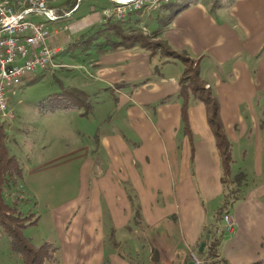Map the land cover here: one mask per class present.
I'll list each match as a JSON object with an SVG mask.
<instances>
[{
    "label": "crops",
    "instance_id": "1",
    "mask_svg": "<svg viewBox=\"0 0 264 264\" xmlns=\"http://www.w3.org/2000/svg\"><path fill=\"white\" fill-rule=\"evenodd\" d=\"M154 31L197 59L219 102L231 166L246 174L244 197L230 211L237 225L221 257L264 264V0L189 1ZM61 36L56 68L79 73L63 69L62 78L55 68L60 88L41 99L72 87L85 100L40 107L39 115L51 120L41 128L42 146L53 137L58 149L30 164L24 152L19 194L33 197L37 217L49 223L61 264H187L225 187L206 105L189 96L182 111L183 61L139 42L92 46L77 60L72 39ZM64 118L73 123L68 136L58 125ZM134 236L137 259L117 250Z\"/></svg>",
    "mask_w": 264,
    "mask_h": 264
},
{
    "label": "trees",
    "instance_id": "2",
    "mask_svg": "<svg viewBox=\"0 0 264 264\" xmlns=\"http://www.w3.org/2000/svg\"><path fill=\"white\" fill-rule=\"evenodd\" d=\"M74 6L77 0H66ZM170 2L165 4L168 7ZM187 3H182L174 9L169 15H172ZM166 20V18H165ZM109 27H117L115 20L104 22ZM118 32V31H117ZM157 35V32L154 31ZM141 43L151 51L160 49L166 56L180 58L184 67L181 72L179 82V95L182 96L183 114L188 105L189 96L195 100L203 101L207 109V119L213 130L217 147L219 149L223 164V183L224 193L221 205L214 211V219L211 225L205 227V231L209 232V238L202 250H197V254L202 257L201 264H232L225 258L221 257V245L226 237L223 228V215L230 212L235 203L241 200L245 194L246 174L241 169H233L231 166L233 157L231 153V143L228 139L220 117L219 102L212 89L206 85V82L199 73L197 59L187 55L186 53L171 48L165 41L156 39L151 41L148 36L143 33H120L118 39L111 40L105 45L115 47L119 44L131 46L135 43ZM63 95L52 93L41 99L39 106L44 108H68L78 100H85L83 91L76 88H66L62 91ZM62 97H61V96ZM86 104V103H85ZM76 105V104H75ZM73 107V106H71ZM4 120L0 117V233L6 234L8 239L9 250L20 258V264H61L59 246L45 240L39 245L32 243L31 239L25 235L23 229L36 220L32 217L30 208L24 210L21 203H25L30 199L20 195V191L15 188L17 182L22 180L24 174V166L20 163L17 155L11 152L6 143V132L4 131ZM13 194H17V197ZM7 195L10 199H7ZM33 203H35L33 201ZM135 218L139 216L137 206L135 208ZM250 264H263L262 261H255Z\"/></svg>",
    "mask_w": 264,
    "mask_h": 264
},
{
    "label": "rangeland",
    "instance_id": "3",
    "mask_svg": "<svg viewBox=\"0 0 264 264\" xmlns=\"http://www.w3.org/2000/svg\"><path fill=\"white\" fill-rule=\"evenodd\" d=\"M189 1L193 0H171L168 7H165V4H160V7L155 9L133 12L122 20H115L118 26L114 28L109 27L104 23L105 21H102V11L108 7L112 8L115 4L113 0H81L73 14L67 17L50 20L48 24L51 28L59 31L57 33L59 37L61 34H66L72 39L71 42H69L70 51L77 60H81L86 57V50L90 49L92 46L101 47L111 40L118 39L121 32L135 33L137 31V33H143V35L148 36L151 41H155L156 39L163 40L159 34H154L155 28L166 21L164 19L167 18L166 16L168 13L170 14L182 3H187ZM206 1L210 3L211 6L221 1L228 4L231 2V0ZM69 4L68 2L64 3L65 7H70L71 5ZM29 16L35 20L43 21L46 19L45 15L40 13H31ZM65 25H68V27L64 30ZM62 52L63 51L59 54ZM56 60H58V57ZM57 65L47 69L46 74L42 75V77L39 75L31 80L27 76L24 77L22 82L17 86V93L9 96L8 110L10 114L6 119H3L4 131L6 132V143L11 152L17 155L23 166L26 163L27 157V154H24V152H30L27 157V163L30 164L34 160L38 161L39 159L37 158L43 156V153L48 155L56 147L53 137L48 141V145L42 146L43 138L41 137V128L45 124H50L51 120H45L42 115H39V113L42 112L40 109L42 105H38V100L46 95L48 90H53L54 87L60 88V82L55 76L59 75L61 69L63 70L66 68L58 66L59 69L57 70ZM55 68L56 75L53 76L52 73ZM66 70L70 71L69 74L79 73V69L77 68H68ZM63 71L65 75H61L62 78L68 74V71ZM70 124L73 125L67 118L58 122V125L63 127L62 135H70L68 130ZM57 149L56 147V150ZM15 188L17 190L19 189V181L15 185ZM13 196L17 197L16 201L19 200L20 196L17 194H13ZM7 199H10L8 195ZM21 206L24 210L30 208L32 217H36L34 222L23 229L25 235L31 239L32 243L39 245L45 240L55 243L52 239L55 235L51 232L49 223H47L43 217L40 219L37 217L33 197H30L25 203L22 202ZM135 229L137 232V228ZM117 247V250L123 255L130 256L132 259H137V236L132 237L130 241L122 242ZM0 264H20V258L9 250L8 239L3 232L0 233Z\"/></svg>",
    "mask_w": 264,
    "mask_h": 264
},
{
    "label": "built area",
    "instance_id": "4",
    "mask_svg": "<svg viewBox=\"0 0 264 264\" xmlns=\"http://www.w3.org/2000/svg\"><path fill=\"white\" fill-rule=\"evenodd\" d=\"M115 4L102 11V21L122 20L133 12L160 7V1L171 0H113ZM66 0H0V116L6 119L9 96L17 93L24 76L47 70L57 65L55 56L59 32L48 21L70 16ZM77 3V2H76ZM76 10V9H75ZM31 13L45 15V20H35ZM70 13V14H69ZM68 14V15H66ZM65 15V16H64ZM68 25L64 26V30ZM237 221L231 212L223 215L226 234L235 230ZM195 264L203 259L196 251L190 252Z\"/></svg>",
    "mask_w": 264,
    "mask_h": 264
},
{
    "label": "water",
    "instance_id": "5",
    "mask_svg": "<svg viewBox=\"0 0 264 264\" xmlns=\"http://www.w3.org/2000/svg\"><path fill=\"white\" fill-rule=\"evenodd\" d=\"M80 1H81V0H77L76 7H75L73 10H71L70 13H72V12L75 11V9L78 7ZM70 13H69V14H70ZM66 15H68V14H66ZM64 16H65V15H64ZM208 238H209V232H206V233H205V236H204V240L201 241L200 244H199L198 250H202V248H203L204 245L206 244V241L208 240ZM187 264H195V263H194V261L191 259V260L188 261Z\"/></svg>",
    "mask_w": 264,
    "mask_h": 264
},
{
    "label": "bare ground",
    "instance_id": "6",
    "mask_svg": "<svg viewBox=\"0 0 264 264\" xmlns=\"http://www.w3.org/2000/svg\"><path fill=\"white\" fill-rule=\"evenodd\" d=\"M166 3H168V1H160V4H166ZM61 49V46H59L58 48H57V52H59V50ZM61 52V51H60ZM34 74V73H33ZM24 77H26V76H24Z\"/></svg>",
    "mask_w": 264,
    "mask_h": 264
}]
</instances>
